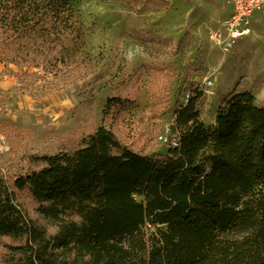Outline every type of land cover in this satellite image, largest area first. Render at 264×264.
Returning <instances> with one entry per match:
<instances>
[{
    "label": "trees",
    "instance_id": "trees-1",
    "mask_svg": "<svg viewBox=\"0 0 264 264\" xmlns=\"http://www.w3.org/2000/svg\"><path fill=\"white\" fill-rule=\"evenodd\" d=\"M78 2L0 0V41L46 73L69 63L84 38ZM204 93L192 81L175 103L163 149L135 151L100 125L27 155L10 180L0 169V264H264V105L238 91L209 126ZM133 102L108 95L104 112Z\"/></svg>",
    "mask_w": 264,
    "mask_h": 264
},
{
    "label": "rangeland",
    "instance_id": "rangeland-1",
    "mask_svg": "<svg viewBox=\"0 0 264 264\" xmlns=\"http://www.w3.org/2000/svg\"><path fill=\"white\" fill-rule=\"evenodd\" d=\"M77 6L83 42L69 63L50 72L0 41V169L9 180L27 170V155L56 152L76 131L100 125L112 124L135 151L165 148L157 136L172 126L174 105L185 101L192 81L205 92L200 111L209 126L238 91L251 90L264 105V6L250 17L252 35L229 53L212 38L226 16H208L199 0H79ZM108 95L134 102L114 119L104 112ZM18 199L35 217L29 197ZM4 250L0 238V257Z\"/></svg>",
    "mask_w": 264,
    "mask_h": 264
},
{
    "label": "built area",
    "instance_id": "built-area-1",
    "mask_svg": "<svg viewBox=\"0 0 264 264\" xmlns=\"http://www.w3.org/2000/svg\"><path fill=\"white\" fill-rule=\"evenodd\" d=\"M231 3V12L222 20L220 28L212 35L224 53L232 51L239 39L253 33L250 16L255 10L264 6V0H231ZM212 83V80H206L207 85L210 86ZM170 134L171 127L166 126L157 138L162 144H166L170 141ZM172 144L178 145V138H174Z\"/></svg>",
    "mask_w": 264,
    "mask_h": 264
},
{
    "label": "crops",
    "instance_id": "crops-1",
    "mask_svg": "<svg viewBox=\"0 0 264 264\" xmlns=\"http://www.w3.org/2000/svg\"><path fill=\"white\" fill-rule=\"evenodd\" d=\"M199 1L201 2V8L204 9L205 11H207L206 14L208 16L214 15V17L217 19V21L220 20L222 17L227 16L231 12V9H232L231 0H199ZM261 8H259V9H261ZM259 9H257V10H259ZM257 10H255V11H257ZM253 13H252V15H253ZM251 24H252V21H251ZM251 35H249V36H251ZM249 36H247V37H249ZM249 42L252 43L251 40H249ZM238 50H240V49L238 48Z\"/></svg>",
    "mask_w": 264,
    "mask_h": 264
}]
</instances>
